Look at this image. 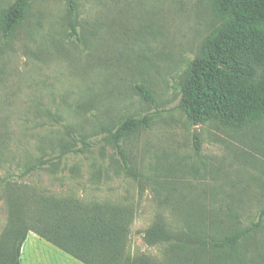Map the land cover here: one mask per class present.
Returning a JSON list of instances; mask_svg holds the SVG:
<instances>
[{
  "label": "rangeland",
  "instance_id": "374dc122",
  "mask_svg": "<svg viewBox=\"0 0 264 264\" xmlns=\"http://www.w3.org/2000/svg\"><path fill=\"white\" fill-rule=\"evenodd\" d=\"M16 1L0 0V24ZM73 8L31 0L8 39L0 30V239L31 196L71 197L132 210L131 257L264 264V117L193 123L179 106L184 76L218 26L211 0H73ZM146 115L150 126L123 141L124 168L105 138ZM82 140L90 144L82 154L39 164ZM157 223L173 238L147 243ZM256 223L231 250L196 241ZM20 264L82 263L30 232Z\"/></svg>",
  "mask_w": 264,
  "mask_h": 264
},
{
  "label": "trees",
  "instance_id": "16d2710c",
  "mask_svg": "<svg viewBox=\"0 0 264 264\" xmlns=\"http://www.w3.org/2000/svg\"><path fill=\"white\" fill-rule=\"evenodd\" d=\"M31 0H17L7 9L0 24L3 39H8ZM73 11V0H68ZM218 26L204 41L198 56L190 64L181 84L179 106L193 123L215 117L230 124H246L264 117V0H211ZM73 35L75 28L72 26ZM140 96L149 93L136 86ZM150 126L149 116L126 118L105 141L114 147L123 167L127 160L123 141ZM67 149L55 157L40 161L41 166L60 162L67 154H82L89 142ZM199 144L195 150L198 151ZM31 208L15 206L9 226L0 239V261L20 264L21 250L28 233L53 245L82 264H154L149 257H131L128 237L133 212L111 203H85L71 197L34 195ZM259 226L256 223L234 234L214 239L200 235L196 241L213 250H231ZM147 243L170 241L172 233L155 224L144 235Z\"/></svg>",
  "mask_w": 264,
  "mask_h": 264
}]
</instances>
